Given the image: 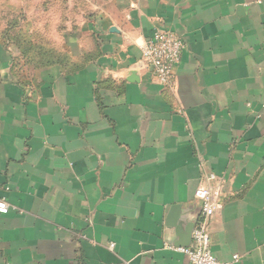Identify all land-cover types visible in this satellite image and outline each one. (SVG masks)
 Listing matches in <instances>:
<instances>
[{
	"label": "crops",
	"instance_id": "obj_1",
	"mask_svg": "<svg viewBox=\"0 0 264 264\" xmlns=\"http://www.w3.org/2000/svg\"><path fill=\"white\" fill-rule=\"evenodd\" d=\"M71 9L50 46L28 12L0 27V264H189L211 171L213 254L264 264V0ZM157 28L186 44L171 84L142 66Z\"/></svg>",
	"mask_w": 264,
	"mask_h": 264
},
{
	"label": "built area",
	"instance_id": "obj_2",
	"mask_svg": "<svg viewBox=\"0 0 264 264\" xmlns=\"http://www.w3.org/2000/svg\"><path fill=\"white\" fill-rule=\"evenodd\" d=\"M185 47V42L176 33L157 28L142 46V66L149 69L160 84H171ZM208 181L209 184L199 186L195 191V197L201 202V213L194 222L192 243L187 247L172 248L187 254L189 264H238L240 254L221 260L211 249L208 228L211 218L223 208L224 180L211 171ZM11 208L6 200L0 199V212L7 213ZM114 245L112 243L110 247L114 248Z\"/></svg>",
	"mask_w": 264,
	"mask_h": 264
},
{
	"label": "rangeland",
	"instance_id": "obj_3",
	"mask_svg": "<svg viewBox=\"0 0 264 264\" xmlns=\"http://www.w3.org/2000/svg\"><path fill=\"white\" fill-rule=\"evenodd\" d=\"M80 2L81 0H76V3ZM71 3L72 0H0V27L6 28L7 25V37L23 36V28L33 27L31 24L23 26V12H28L25 14L29 16L30 21L35 22L38 17L37 23L43 25V36L50 39L45 41V44L50 46L55 40L53 36L56 33L60 35L63 27L76 15L72 13ZM40 9L43 10L42 13ZM76 11L80 10L77 8Z\"/></svg>",
	"mask_w": 264,
	"mask_h": 264
},
{
	"label": "water",
	"instance_id": "obj_4",
	"mask_svg": "<svg viewBox=\"0 0 264 264\" xmlns=\"http://www.w3.org/2000/svg\"><path fill=\"white\" fill-rule=\"evenodd\" d=\"M193 227H194V224H193Z\"/></svg>",
	"mask_w": 264,
	"mask_h": 264
}]
</instances>
